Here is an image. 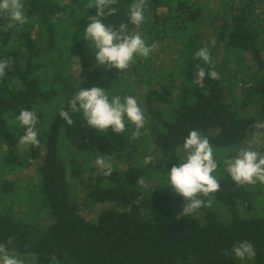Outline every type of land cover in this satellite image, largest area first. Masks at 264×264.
Wrapping results in <instances>:
<instances>
[{"label":"trees","instance_id":"trees-1","mask_svg":"<svg viewBox=\"0 0 264 264\" xmlns=\"http://www.w3.org/2000/svg\"><path fill=\"white\" fill-rule=\"evenodd\" d=\"M215 1L212 8L209 0H146L145 20L136 29L129 23L135 0H117L116 13L103 22L128 23L130 32L139 30L157 45L148 58L134 56L123 72L98 65L92 42L84 39L94 0H22L23 25L0 13V60L12 61L0 78V244L9 254L24 264H264V217L233 208L229 219L219 220L210 207L180 216L186 201L167 184L172 166L186 156L182 145L191 130L223 149L253 140L254 124L264 123V0ZM9 23L13 27L3 31ZM202 47H209L214 68L195 58ZM198 65L218 78L195 84ZM91 86L137 97L147 108L148 134L141 129L134 139L131 122L125 133L91 127L84 134L80 112H70L77 120L69 126L60 109L79 88ZM22 109L37 114L39 146L19 145ZM77 132L81 143L72 151ZM20 146L19 164L37 163L38 182H30L26 194L31 221L14 213L20 188L7 179ZM100 155L110 176L95 164ZM147 156L153 160L146 165ZM71 179L84 182V197ZM201 198L213 204L226 197ZM88 205L100 206L97 219L81 214ZM43 213L48 218L40 224ZM245 240L256 254L241 260L231 250Z\"/></svg>","mask_w":264,"mask_h":264},{"label":"clouds","instance_id":"clouds-1","mask_svg":"<svg viewBox=\"0 0 264 264\" xmlns=\"http://www.w3.org/2000/svg\"><path fill=\"white\" fill-rule=\"evenodd\" d=\"M116 2L117 0H94V3L87 5L88 8L94 7L96 14L88 17L89 23L84 29V39L92 42L98 65L123 72L129 69L134 56L148 58L157 45L155 43L149 45L139 30L130 32L128 23H120L116 26L103 22V17L116 13V8L112 7ZM145 9L146 0H135L130 6L129 23L136 26V29H139L145 20ZM0 13L7 14L13 23L20 25L27 23L22 0H0ZM13 23H9L2 30L7 31V28L13 27ZM211 45H215L214 40L211 41ZM194 56L203 60L205 64H213L209 47L200 48ZM73 58L79 61L78 58ZM11 63L10 58L0 60V78L6 74V69L11 66ZM197 67L198 71L193 81L195 84H202L206 76L213 80L218 78L215 70L206 72L203 67L199 65ZM67 104L68 107L61 108L58 114L69 126L73 124L70 112H80L88 126L101 132L106 133L111 128L114 133H125L127 122L135 126V131L132 133L134 139L141 136V129L145 130L144 134L149 132L145 128V109L135 96H110L107 90L100 86L81 87L67 101ZM16 119L25 128L24 134L19 138V145L39 146L36 112L22 109ZM254 128L257 129L255 136H264V132L259 131L264 129V123H256ZM182 148L186 156L180 159L179 166H172L168 172L167 184H170L174 192L186 201L180 216H189L201 207L211 206L212 200L205 201L201 195L208 197L219 191V179L213 175L218 162L214 158V148L208 136L199 129H193L188 133ZM152 160V156H147L143 162L147 165ZM95 164L105 170V175H111V166L103 155L96 158ZM224 164L226 172L237 185H252L257 182L264 184V154L251 147H240L237 155L226 158ZM136 202L139 203V198ZM8 243H12L11 237ZM231 251L241 260L251 259L256 254L254 246L247 240L234 244ZM0 264H24V261L9 254L6 245L0 244Z\"/></svg>","mask_w":264,"mask_h":264},{"label":"rangeland","instance_id":"rangeland-1","mask_svg":"<svg viewBox=\"0 0 264 264\" xmlns=\"http://www.w3.org/2000/svg\"><path fill=\"white\" fill-rule=\"evenodd\" d=\"M210 1V6L212 8L216 7V2L215 0H209ZM157 57V54L156 56ZM154 57V58H155ZM166 60L161 61L160 63H165ZM168 62V61H167ZM238 93H240V89L237 90ZM145 109V116L147 115L146 113V107L144 106ZM76 117L74 116L73 122H76ZM84 120V119H83ZM91 127L87 125V122L84 120L83 123L81 124V130L85 134L88 132V130ZM253 140L251 141H246L243 145L241 144L240 146H231L228 148H223V149H214L217 151V157L215 158L218 162V167L213 173V175L216 176L217 179H219L220 183V189L214 194H210L208 197H213L216 200H220V197H226L225 202H216L213 203L212 206H210L211 211L214 212L216 215L217 219L219 220H225L226 218L229 219L230 216L232 215L233 208H235L237 211L240 213H244L245 216L251 217V218H258V217H264V184H261L260 182H257L256 184L252 185H237L230 175L226 172L224 160L226 158H231L238 153V149L240 147H251L253 150H256L262 154H264V136H256L252 138ZM81 143V135L77 132L73 134L72 138L69 141V145L71 146V150H76L78 146ZM123 147H120L119 152H122ZM24 153V147L16 148L14 155L17 157V167L14 169L13 172L7 173V179L11 181L12 183L16 184L19 186V191L16 194V197L14 198L15 200V206H14V213L16 215H24L25 219H28L31 221V215L30 213H26V210L28 208V203L26 201V194L28 190L29 183H37L38 182V175H37V170H36V164L37 163H32L29 167L27 166H22L19 164V161L22 160ZM219 156V157H218ZM98 170L99 171H105L104 169H101L99 166ZM120 167H124L122 164ZM1 180V176H0ZM73 184H75V189L79 193L78 195L80 197H84V190H85V185L84 182H74L73 179H71ZM229 184V185H228ZM252 189V190H251ZM248 190H250L248 192ZM220 191H223V193H219ZM1 198V197H0ZM230 202L227 204V202ZM1 202V201H0ZM226 203V204H225ZM31 206H29V211H31ZM181 207L183 209V204H181ZM180 209V210H182ZM228 209H230V212L228 213ZM100 212V206L94 207L92 205H88L87 207H84L81 209V214L86 217L89 220L92 219H97L98 215ZM182 212V211H181ZM47 216L45 213L40 215L39 218V223L43 224L45 221H47ZM36 264V263H33Z\"/></svg>","mask_w":264,"mask_h":264}]
</instances>
